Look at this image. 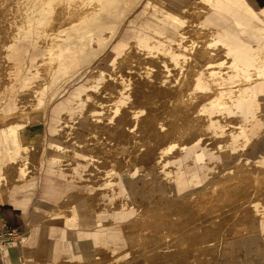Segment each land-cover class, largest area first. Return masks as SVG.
Returning <instances> with one entry per match:
<instances>
[{
    "label": "rangeland",
    "instance_id": "1",
    "mask_svg": "<svg viewBox=\"0 0 264 264\" xmlns=\"http://www.w3.org/2000/svg\"><path fill=\"white\" fill-rule=\"evenodd\" d=\"M60 1L62 0H48V4L45 6L47 8H44L38 4L37 0H34L23 3L20 8H15L14 17L16 23L11 30L12 38L7 44L6 51L1 60L3 63L0 65V180H3L2 174L5 170H17L21 183L22 179L24 180L25 178L22 175V171H20L21 168H18V166L26 162L25 158L27 154H24L26 153L24 152L26 146L22 145V147L19 144L22 141V136L20 132L16 133L17 129L14 128L13 124L15 120L12 118V115L19 111L23 117H26L25 119L30 117L36 124L40 125V133L43 131L40 134L42 143L37 157V175L35 174L36 177L34 176L36 186L28 194L34 195L38 186L41 187V192L43 193L46 190L47 179H50L51 186L55 188L53 196L49 199V205L46 207L47 214L45 216L47 219L41 223L42 225H46L45 227H57V238H62L61 244L46 243L48 247L53 245V248L57 249L55 250V262L60 261L63 257L68 258V260H74L73 256L75 255L85 257L86 254L95 253L92 257L88 256L85 260H79L72 264L105 263L107 262V256L104 251L101 252L98 249L95 252V247L98 248L100 245L102 246L101 248H104L103 250L113 252L115 255L112 261L107 264H144L141 258L147 257L151 252H160L167 256L153 259L149 264H169V257L174 256L176 251H183L187 258V264L213 263L215 259L226 252V246L230 243H227L226 239L232 237V235L230 236L232 232L230 229L247 227V223L256 218L254 205L260 207L262 212L264 211V197L255 199V195L252 194V192L256 193L259 190H264V174L242 176L239 181L226 180L238 170L235 167H239L241 171H248L252 169L251 166L253 164L262 162L264 151L262 153L259 149L260 141L256 140L246 145L245 139L238 138L232 145L220 149L213 147L211 145L212 142L207 145H196L192 148L193 158L185 160L184 170L190 174L195 169L199 170L205 183L204 186L194 191L187 188L181 190L178 183L171 180L170 174L164 173L163 179L166 184H169V191L166 192L164 185L159 180L156 181L154 179L153 181L156 182L152 191L146 190L149 197L146 202L147 204H141L143 202L141 199L134 198L137 192L142 190L140 186L138 187L139 190L136 188L130 195L134 198V201H131V203L129 200L130 196L125 193V188L120 180L122 172L133 168L134 165L140 167L142 172L149 171L152 166L157 165L160 172H165L164 170L166 169L164 167L167 168V164L171 161L182 160L181 157L184 156V152L180 149L178 156H173L170 159L161 157V159L157 160L161 155L160 152L151 151L148 153L150 159L142 164L135 162L121 168L119 163L114 161L110 166L104 164V166L93 167L94 162L111 155V151H109L110 146L105 143L110 142L109 139H106L107 136H115V130L110 129L109 125L118 126L115 122L118 111L115 114H113L114 111L113 113H109L105 100L117 98L118 92L110 85L112 83H108V75H105L100 67L98 68L103 62L97 64L95 69L94 66L91 67L84 75L76 78L73 83L64 89L62 88L64 84L71 81L79 73L67 71L66 64L70 60L71 54L76 56L78 50L80 53H83L88 43L93 44L94 48H96L101 42H84L86 39H99V37L92 36L90 38L81 35V32H79V29L82 27L81 25L86 24L88 20H97L99 22L98 16L103 11H105V14H112L107 10L109 6L106 2L107 0H92V2L100 3L101 6L95 15L85 16L77 26L68 28V30L64 29L56 37L46 36L47 40L52 43V47L59 48L57 53L49 54L50 49L44 42L45 39L44 34L41 32V27L47 29L52 23L53 12L50 7ZM3 6L0 5V9ZM210 7L214 9L217 15L225 19L226 17L229 19L231 17L230 20H227L229 23L235 24L236 19L240 20L244 18V13L238 10L223 11V4L219 0H213L212 5L206 4L205 0H147L142 3L141 8L127 20L123 29L130 25L128 30H132V33L142 31L148 35L149 39H141L140 42H136L134 36H132L130 38L131 41L124 42L128 46L125 49L133 54L135 52L137 57L136 59L127 58L130 54L127 53L126 58L113 60L114 67L121 64L137 68L168 67L187 70L188 65H182L181 62L188 63L193 60L195 61V67L193 68L195 72L199 70V66H206L208 79L214 87V93L211 96L214 100L216 98H224L226 92L222 90L229 88L221 86V83L224 86L232 83L235 87L232 91L241 93V90L247 89L250 84L264 79L263 31L260 30V34L256 35V38L262 39L263 42H256L251 46V49L250 41H247V37L238 36L241 41L239 43L235 42L238 45L237 50L221 41L213 43L210 41L212 36H216L220 40L217 34L212 29L200 26V21L209 12L208 9H211ZM114 11L116 10L114 9ZM202 12L204 13L203 17ZM175 19H179L180 21L181 30L178 33H181V35L192 36L191 32L196 30L202 31L201 29L204 30L202 32L207 34L208 40L203 45V49L206 51L205 57L203 56L204 53H201L204 58L199 53L187 51L185 48L186 43L154 41L155 36H165L174 31L170 23ZM185 23H190V25L186 26L184 25ZM231 27H235L234 29H237L240 34L243 32V29H246V27H237L236 25ZM178 29L176 27L175 30L177 31ZM122 35L123 31L119 37ZM111 38L114 39L115 34ZM112 40L106 39L104 42L105 49L111 45ZM42 42H44V45H42ZM112 46L99 60L110 53ZM250 50H254V55H258V57L250 58ZM17 52L20 53L19 56L16 55ZM33 52L36 53V57ZM41 56L42 58H40ZM35 59L38 60L34 62ZM129 60L140 61L143 65H139L137 61L132 64ZM167 60L169 64L164 63ZM112 70L113 67L108 72L110 73ZM129 71L132 72L133 70ZM94 72H96L95 75H93ZM215 72H218V74ZM122 75L125 76L122 73L118 75L119 79L123 77ZM91 76L92 78L89 80ZM186 76H193V74H187ZM260 83L257 82L256 85ZM93 84L95 86H92ZM124 92L125 90H122L121 94H124ZM76 93L78 94V98H76ZM156 94L157 97L161 96L158 92ZM31 97L32 99H30ZM123 98L127 97L123 96ZM164 98L168 99V95ZM135 99L136 102L131 107L132 109L139 107V102H137L136 97ZM70 100H73V102L71 103ZM119 100L118 98L114 106L118 107ZM62 102L65 103L61 105ZM163 102V99L157 100L153 109L150 107V111L153 110L154 113L152 115H143L142 128H140L139 132L142 130V135L144 136L143 143L145 144L153 142L152 139L147 138L150 131H153L148 126L151 124L153 118L155 120L161 119L159 117H162V115L156 112V110L157 108L164 109L163 105H161L164 104ZM51 104L53 105L51 106ZM66 107L69 108L68 111H66ZM147 107L149 108V106ZM238 109L240 108L238 107ZM71 114L76 115L75 117L78 120L64 117L61 119V116ZM41 115L43 117L40 120ZM166 117L165 115L164 118L167 119ZM101 120V123L96 122H100ZM125 123L129 124V120ZM179 123L182 126L185 122ZM261 124V129H263L264 123ZM256 125L257 123L250 124L252 126L251 129L256 128ZM70 129H78L79 134L67 139L65 132ZM54 130L63 131V136H58L56 140L62 143L64 150L58 152L56 160H52L50 154V143L56 137L53 134ZM89 131H93L95 134L94 138L97 139L95 140V145L91 143L90 147H88ZM191 133L193 134L194 132ZM111 141L116 144L118 143L117 139ZM116 151L121 156L128 155L125 149ZM71 153H73V156ZM200 155L202 157L201 161L198 159ZM196 157L197 162L195 164ZM73 163L75 164L73 165ZM49 166L54 168L53 174L48 173ZM227 170L229 171L226 172ZM110 175L109 179L111 181H108L107 178ZM194 177H191V183L192 185H198L197 183L200 181H196ZM108 182H112L111 185H108ZM8 185L7 188H0V202L6 203L11 200L9 194H5V192L12 189L14 185ZM15 186L14 189L25 188L24 184L22 186ZM229 186L233 187V189L229 196H225V199L220 201L223 205L218 206L217 199H215V202L209 200L211 196L216 195L220 191L227 193L228 190L225 189ZM25 189L18 192L20 193L17 196L19 199L25 196L24 192H27L29 187ZM86 190L91 195L99 193L98 203L95 206L90 205V207L92 211L101 212V214H97L96 219L104 220L103 225L88 226L79 220L75 227L77 229H74L65 225L64 216L48 217L57 200L65 197L69 191L85 192ZM86 195H81V198H86ZM187 195L191 196L183 199ZM246 197H249L248 203L244 202ZM173 201H183V205H178L177 208L175 207L170 211H165L164 209L158 210V207L163 203ZM226 204H230L231 208H226ZM79 207L77 206V209ZM236 212H239V214L244 212L245 217H236L234 215ZM119 213L122 216L124 214L127 216L126 223L124 219L121 220L122 216L118 215ZM113 215H115L114 217L117 220L112 218ZM109 216L111 218H108ZM118 218L120 219L118 220ZM138 219L139 221H137ZM135 221H137V229L135 230L137 238L135 240L132 236L129 241V231L127 228ZM238 232L241 231L237 230L233 235L236 236ZM205 235H214L215 239L204 241L203 237ZM193 237H197V242H195ZM199 237H202L201 241ZM1 243L3 246L8 245L10 247L16 241L8 236V239L5 238L4 240L3 238ZM50 253L53 252L44 248L40 254L49 255ZM46 259L47 261L44 258L43 260H37L33 264L49 263L48 258Z\"/></svg>",
    "mask_w": 264,
    "mask_h": 264
},
{
    "label": "crops",
    "instance_id": "2",
    "mask_svg": "<svg viewBox=\"0 0 264 264\" xmlns=\"http://www.w3.org/2000/svg\"><path fill=\"white\" fill-rule=\"evenodd\" d=\"M126 1L127 0L106 1L109 5L107 10L108 12H111L112 15H108V13L105 14V11H103V13L98 16V27L93 28L90 31L93 35L87 33L89 30L86 31L85 34V30L88 27H91V23L89 22L90 20L86 21V24L81 25L82 27L79 29L81 35L88 36L90 38L92 36L99 37V39H86L84 40V42H101L100 45H98L96 48H94L93 44L88 43L86 50L83 53H80L78 50L76 52V56H73V54H71V58L66 64L67 71L70 73H79L71 81L66 83L67 85L64 84V87L62 89L73 83L75 79L78 78L80 75H84V73L89 71L91 67L94 66L95 69L97 64L103 62L101 63V66H98V68L100 67V69L104 71L103 73H105V75H108V83H112L114 86L112 84L110 85L114 88V90H117L118 92L117 98H108L105 100L107 103V107L109 108V113H113L114 111L113 114H115L118 111V115L115 118V122L118 124V126H113V124L109 125L110 129L115 130V136H107L106 139H109L110 142L105 143L106 145L110 146L109 151H111V155H108L109 157L103 158L100 161L94 162L93 167H99L100 165L104 166V164L110 166L114 161L118 162L121 168L127 166L128 164H134L135 162H140L142 164L145 163V161H147L148 159H150L148 153L151 151L160 152L161 155L159 156V158H157V160L161 159V157H164L165 159H170L173 156H178L180 153V149L183 150L184 156L181 157L182 160L178 159L169 162L167 164V168L164 167V169H166L164 170L165 172H160L157 165L152 166L149 171L147 170L146 172H142L140 167L134 165L133 168L127 169L126 171L120 174V180L122 182L123 187L125 188V193L130 196L132 192L135 191L136 188L138 189V187L140 186L142 190L138 191L134 198L141 199L143 201L141 204H147L146 202L149 197L147 195L146 190L152 191V188L154 187V184L157 180H159V182L164 185L166 192L169 191V184H166L165 180L163 179L164 173H169L171 180L176 181L179 187H181V190L187 188L188 190L194 191L197 188L204 186L205 183L203 182V178L199 170L195 169L191 174L187 173L184 170L185 160L193 158L192 148L194 146L200 144L207 145L208 143L212 142L211 145L213 147L220 149L232 145L233 142L238 138L242 140L245 139L244 142L246 145H249L255 142L256 140H259L264 144V128L261 129V123H264V79L257 80L254 83L250 84L247 89L241 90V93L232 91L233 89H235L232 83H229L226 86L221 83V86L229 88H224L222 90L226 92L224 98H216V100H214L211 97L214 93V87L208 79V70L206 66H199V70L197 72L193 71L194 69L190 70L189 62L185 63L183 61L181 62V64L188 65L187 70H179L178 68L174 69L168 67H127L119 63V66L114 67L113 60L126 58V54L130 53L126 50L128 46L124 42L131 41L130 38L132 36H134L136 42H140L141 39H149L148 35L142 31H136L135 33H132V30H128L130 28V25L129 27L127 26V28L123 29L127 20L138 9H140L142 3L146 2L147 0H130L136 1V7L130 12H128L127 8L125 7ZM243 2L255 11H264V0H243ZM205 3L208 5H212L213 0H205ZM114 9L116 11H114ZM143 10H145V8H143ZM208 10L209 12L206 13L205 16L202 12V17L204 16V18L200 21V26L212 29L220 39L218 40L216 36H212V38H210L211 42L217 43L221 41L222 43L232 48H235L236 50L238 49V45L236 43H239L241 41L238 36L248 38L247 41H250V49L251 46L256 42H263L262 39L256 38L257 36L251 33L252 28L250 29L251 34L249 36H242V34H240L237 29H234L235 27H231L233 25H236L237 27L241 26L247 28L245 24H239V22H244L243 18L240 20L236 19L235 24L232 22L229 23L227 22V20H230L231 17L230 19L228 17H226L225 19L217 15L214 12L213 8ZM259 16L262 18L261 14H259ZM184 25L187 26L190 25V23H185ZM194 25L198 26L196 24ZM110 28L114 29V33H112L111 36L113 37L115 34V38H109L110 41L113 39V42L111 43V45L108 46L107 49H105L104 42L106 41V39H108V35H110L108 33V30ZM201 30L204 31L203 29ZM244 30L246 29H243L242 31ZM122 31L123 35L119 37ZM233 31L236 32L234 35L232 34ZM202 33L206 37H208L207 34H205L204 32ZM176 36L179 38H177ZM155 37L156 38L154 39V41L156 42H171L182 44L190 43L192 38V36L190 35H181V33H179L178 35L168 33L165 36ZM111 46L112 49L110 50V53L103 57L101 60H99L102 55H105V53L109 48H111ZM33 53L35 56L36 53ZM16 55L19 56L20 53L17 52ZM134 55L137 57V54H135V52ZM251 57H258V55H254V50H250V58ZM40 58H42V56ZM37 60L38 59H35L34 62ZM164 63L169 64L168 60ZM177 64L179 65V63ZM112 67L113 70L109 73L108 71L111 70ZM128 69L133 71L130 72ZM96 72H94L93 75H95ZM121 73L125 74V76L122 75L123 77L119 79L118 75H120ZM215 73L218 74V72ZM187 74H193V76L187 77ZM92 76L89 80H91ZM104 80L106 82L105 78ZM257 82L261 83L259 85H256ZM92 86L95 85L93 84ZM122 90H125L124 94H121ZM158 91L165 92V96L168 95V99H163V103L166 102V106L168 107L167 111H165L164 113L156 110V112L162 115V117L159 118H164V116L166 115L168 117L167 120L174 119L178 122H185L184 124H182L183 127H185L187 124L191 125V127H193V132L195 134H198V137H196L194 141L187 143L185 142V140H183V143H178L174 145L167 144V146H158L153 142H147L146 144L143 143L144 136L142 135V130L141 132H139L140 128H142L143 115H152V113H154L153 110L150 111V107L151 109H153L156 104L155 102L157 100H162L160 99V97H157L156 93ZM123 96L127 98H123ZM135 97L137 98V102H139V107L132 109L131 107L136 102ZM118 98L120 100L117 107L114 106V103H117ZM180 98L181 101L179 107L181 110L170 109L171 105H175V102ZM70 102L72 103L73 100H70ZM63 103L65 102H62L61 105H63ZM52 105L53 104H51V106ZM147 106H149V108ZM238 107L240 109H238ZM68 109L69 108L66 107V111H68ZM75 116L76 115L74 114L65 115L61 116V119L62 117H64L78 120V118H76ZM42 117L43 116L41 115L40 120ZM180 117H184L185 119ZM127 120H129V124L125 123ZM157 120L152 119V122L148 127L152 129L153 124H155ZM96 122L101 123L102 120L100 122ZM253 123H257V125L256 128L251 129L252 126H250V124ZM54 131L55 132L53 134L56 137H54V140L50 143V154L52 160H56L58 158V152H62L64 150V147L63 149H58L57 147L53 146V142H55V144L60 142H58L56 138L58 136L62 137L63 131L57 130L58 133L56 130ZM41 133H43V131ZM89 133L90 137L88 138V147L91 146V143L95 145V140H97L94 138L95 134L93 131H89ZM65 134V137L69 139L70 137L73 138V136L79 133L78 129H70L65 132ZM221 137H228V140L224 143H219L217 140ZM113 139H117L118 143L116 144L112 142L111 140ZM120 149H125L128 155H119L116 150ZM71 155L73 156V153H71ZM198 159L199 161L202 160L201 155ZM196 162L197 157L195 164ZM74 164L75 163H73V165ZM251 167L252 169L264 171V158L262 162L258 164H253ZM235 168L241 170L239 167ZM52 171H54V168L49 166L48 173L53 174ZM228 171L229 170H227L226 172ZM34 176L35 175L30 177L24 176L25 178L24 180L22 179V183L17 185L22 186L24 184L26 189L29 187L28 191L24 192L25 196L23 198L19 199L17 196L20 194L18 192L24 191L25 188L14 189L16 187L14 185L12 189H9L5 192V194H9L11 200L6 203L0 202V264H33L36 263L35 261L37 260H43V258L46 261V258H48L49 263L46 264H72L73 262H77L79 260L83 261L88 256L92 257L95 253L86 254L85 257L75 255L73 256L74 260H68V258L63 257L58 262L54 261L55 250L57 249H54L53 245L48 247L46 243L61 244L62 238H57V227H45L46 225H42L41 223L45 222L47 219V217L45 216L47 214L46 207H48L49 205V199H51V196H53L55 188L51 186L50 179H47V183L45 186L46 190L43 193L41 192V187L38 186V189L36 190L34 195L28 194L29 192L31 193V191H33L36 186V176ZM110 177L111 175L107 178L108 181L110 180ZM191 177L196 178V181H200L199 183H197L198 185H192ZM138 178H140V180H138ZM154 179H156V181H153ZM111 183L112 182H108L107 184L111 185ZM86 187L88 188V186ZM15 192H17L18 194ZM81 195H86L87 197L81 198ZM190 196L191 195H187L183 199ZM134 198L130 196V202L134 201ZM98 201L99 193L91 195L88 190H86L85 192L69 191L65 197L57 200L55 206L52 208L48 217L52 218L56 216H64L65 225L69 228L74 229H77L75 227L79 220H81L84 224H87L88 226H100L103 225V223L105 222L102 219H96L97 214H101V212H95L94 210L92 211L90 207V205L95 206ZM77 206H80L79 209H77ZM254 212L256 214V218L250 220L247 223V227L239 229H230L232 231L230 233V236L232 235V237H228V239H226L227 243L230 242L226 246V252L222 254L219 258L215 259L213 263L209 264H264V211L262 212L260 207H256L254 205ZM118 215L122 216V214L120 213ZM234 215H236V217L238 218L245 217L244 212H241L240 214L239 212H236L234 213ZM114 216L115 215H113L112 218L116 219ZM108 218L111 217L109 216ZM120 218H118V220ZM122 219L125 220V223L127 222V216L125 214L124 216H122L121 220ZM137 221H139V219ZM137 221L129 225L127 228V230L129 231V241L132 236L135 238V240L137 238V233L135 231L137 229ZM237 230L241 232H238L236 236L233 235ZM10 235H12L11 238L14 239L16 243H14L12 246L10 245V247H8V245L3 246L1 241L3 240V238L4 240L5 238L8 239V236L10 237ZM101 247L102 246L100 245L98 246V248L95 247V252L98 249H100L101 252L104 251L107 256V262L102 264H107L112 261L115 255L113 254V252H106L105 250H103L104 248ZM44 248H47L49 251L51 250L53 253H50L49 255H45L46 253L44 255L40 254L41 250ZM41 264H43V262ZM86 264L97 263L94 262Z\"/></svg>",
    "mask_w": 264,
    "mask_h": 264
},
{
    "label": "bare ground",
    "instance_id": "3",
    "mask_svg": "<svg viewBox=\"0 0 264 264\" xmlns=\"http://www.w3.org/2000/svg\"><path fill=\"white\" fill-rule=\"evenodd\" d=\"M34 0H0V5H4L2 9H0V65L3 63L1 60L3 59L4 52L6 51V47L8 42H10L12 36H11V30L14 27L16 23V19L14 17V11L15 8H20L21 5L25 2H31ZM223 4V11H233L238 10L242 13H244V22H239V24H245L247 26L246 30H244L241 34L242 36H249L251 33L254 35H257L260 30H262L264 33V11H255L251 9L247 4L243 2V0H219ZM38 4H40L42 7H45L48 4V0H37ZM125 7L127 8L128 12H130L132 9L136 7V1H130L127 0L125 2ZM100 3L92 2V0H65L60 1L59 3L52 5L50 9L53 12L52 17V23L48 26L47 29H43L41 27V32L44 34V42L46 43V46L49 47V54L57 53L59 51L58 47H52V43L47 40L46 36H54L60 35L61 32H63L64 29L68 30V28H72L73 26H77V24L87 15L93 16L96 14L98 9L100 8ZM178 8V5H177ZM261 14L262 18L259 16ZM91 27H88L85 30L88 31V34H92L90 32L93 28H97V20L90 21ZM46 25V23H44ZM173 26L174 31L171 33L173 35H178L179 31L181 30V24L179 19H175L173 22L170 23ZM179 29L176 31L175 29ZM251 33H250V29ZM114 29H109L108 38H111V34L114 33ZM236 32H232L234 35ZM261 33V34H262ZM192 35V39L190 43H186L185 48L187 51L191 53H199L201 57H205V50L203 49L204 43L208 40L207 37L201 32V31H193L190 33ZM93 35V34H92ZM111 36V37H110ZM54 39V38H53ZM52 39V40H53ZM42 42V45H44ZM201 53H204L202 56ZM203 57V58H204ZM128 58L136 59V56L134 54H129ZM137 60H129L132 64ZM139 65H143L142 62L137 61ZM127 63V62H126ZM190 64V70H192L195 67V61H189ZM48 73V72H47ZM51 73V72H49ZM110 88V87H109ZM158 93L161 94L160 99H165V92L158 91ZM77 94V93H76ZM78 98V94L76 96ZM32 99V97L30 98ZM181 98L175 102V105H171L170 109L174 110H181L179 107ZM164 109H157L160 112L167 111L168 107L166 106V102L163 105ZM180 112V111H179ZM176 114V113H174ZM12 118L15 120L13 122L14 128L17 129V132H20V135L22 136V141H20V145H25L24 152L28 153L24 163H21V166H18V168H21L20 171H22L23 175L26 177H30L36 174V168H37V157L41 146V133H40V125L36 124L32 118L25 119L26 117L22 116V113L17 111L12 115ZM168 118V117H166ZM154 119V118H153ZM27 120V121H26ZM30 120V121H29ZM170 121V122H169ZM172 122V124H171ZM177 123V124H176ZM170 126V127H169ZM153 131L151 130L147 138L152 139L154 144H157L158 146H167L174 145L178 143H183V140L185 142L190 143L194 141L196 137H198V134L191 133L193 132V127L191 125H186L185 127L181 126V124L174 119H165L161 118L155 122L152 126ZM192 130V131H191ZM190 131V132H189ZM192 134V135H191ZM17 136V135H16ZM188 140V141H186ZM228 140V137H221L217 141L219 143H224ZM168 145V146H169ZM53 146L57 147L58 149H63L62 143L53 142ZM23 147V146H22ZM259 149L261 151L264 150V144L260 141V147ZM244 174V175H243ZM253 174H264V171L262 170H256L251 169L248 171H241L236 170V172L232 175H230L226 180L233 181L239 179L242 176H253ZM17 170H5L2 174L3 180H0V188L5 187L7 188L9 185H18L21 182L19 181ZM233 187L229 186L225 190H228L227 193H223L220 191L216 195H213L209 198L211 202H215V199H217L218 206L223 205L220 201H223L225 199V196H229L231 193V190ZM222 190V189H220ZM255 195V199H259L261 197H264V190H259L256 193H253ZM251 201V200H250ZM245 203L249 202V197H246L244 199ZM178 205H183V201L179 202H170V203H163L159 209H164L165 211H170L177 208ZM214 205V204H213ZM226 208H231V205L226 204ZM233 209V208H232ZM203 237V236H202ZM202 237H199V240H202ZM195 242H197V237H193ZM207 240L215 239L214 235H205L203 237ZM163 256H167L164 253L160 252H151L147 257L141 258L143 260L144 264H149L151 260L161 258ZM169 256V254H168ZM169 264H187V258L183 251H176L174 256L169 257Z\"/></svg>",
    "mask_w": 264,
    "mask_h": 264
},
{
    "label": "built area",
    "instance_id": "4",
    "mask_svg": "<svg viewBox=\"0 0 264 264\" xmlns=\"http://www.w3.org/2000/svg\"><path fill=\"white\" fill-rule=\"evenodd\" d=\"M10 237H12V235H10Z\"/></svg>",
    "mask_w": 264,
    "mask_h": 264
}]
</instances>
